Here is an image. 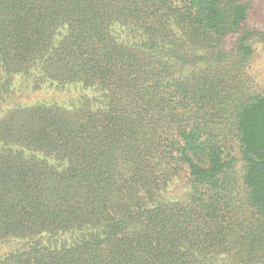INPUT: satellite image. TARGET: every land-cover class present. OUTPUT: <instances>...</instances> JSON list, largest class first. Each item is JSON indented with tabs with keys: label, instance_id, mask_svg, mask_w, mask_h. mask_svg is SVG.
<instances>
[{
	"label": "trees",
	"instance_id": "obj_1",
	"mask_svg": "<svg viewBox=\"0 0 264 264\" xmlns=\"http://www.w3.org/2000/svg\"><path fill=\"white\" fill-rule=\"evenodd\" d=\"M263 8L0 0V264H264Z\"/></svg>",
	"mask_w": 264,
	"mask_h": 264
},
{
	"label": "rangeland",
	"instance_id": "obj_2",
	"mask_svg": "<svg viewBox=\"0 0 264 264\" xmlns=\"http://www.w3.org/2000/svg\"><path fill=\"white\" fill-rule=\"evenodd\" d=\"M259 18V27L264 29V8L258 14ZM251 73L254 78V83L261 92L264 93V43H258L256 45V51L252 64L250 66ZM44 94V93H43ZM42 94V95H43ZM41 93L38 94L40 96ZM50 96V94H49Z\"/></svg>",
	"mask_w": 264,
	"mask_h": 264
}]
</instances>
